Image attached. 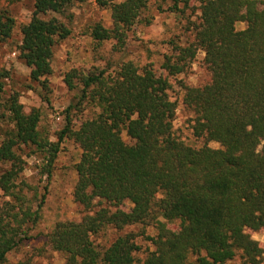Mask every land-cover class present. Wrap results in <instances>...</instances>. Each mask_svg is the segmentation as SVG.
Returning <instances> with one entry per match:
<instances>
[{
  "label": "trees",
  "instance_id": "16d2710c",
  "mask_svg": "<svg viewBox=\"0 0 264 264\" xmlns=\"http://www.w3.org/2000/svg\"><path fill=\"white\" fill-rule=\"evenodd\" d=\"M82 1L33 0L32 16L20 27L19 55L41 87L47 88L55 45L71 32L56 15ZM151 1L94 0L109 10L112 23L90 26L95 47L108 40L112 55L122 53L127 32L150 21ZM181 1L186 7L178 9ZM199 2L197 21L187 26L193 40L172 41L159 72L127 60L113 71L107 61V67L67 73L65 84L79 92L74 107L93 106L96 113L75 127L67 108L56 141L41 136L37 109L26 112L17 94L8 97L13 128L0 140V166H6L0 190L11 200L0 210V264L37 222L42 203L33 208L23 193L17 150L35 145L44 153L41 173L49 176L63 139L80 149L71 194L83 209L78 220L57 222L46 236L63 264H229L237 256L240 264H263V247L249 233L264 231V0ZM172 4L185 11L188 0ZM14 25L8 11H0V41ZM199 51L209 80L182 84L191 133L200 140L193 146L174 129L177 103L169 95V77L184 73ZM7 76L0 69V98ZM136 224L156 227L149 237L153 249L143 258L134 231L107 245L92 238Z\"/></svg>",
  "mask_w": 264,
  "mask_h": 264
},
{
  "label": "rangeland",
  "instance_id": "374dc122",
  "mask_svg": "<svg viewBox=\"0 0 264 264\" xmlns=\"http://www.w3.org/2000/svg\"><path fill=\"white\" fill-rule=\"evenodd\" d=\"M199 4V0H188L185 11H176L172 8V0H152L146 12L150 21L143 19L134 25L127 32L124 51L112 55V41H104L99 47H95V42L88 34L90 26L95 23H101L104 27L111 26L109 10L99 8L94 0L75 3L63 14L56 15L70 27L71 32L54 47L52 71L46 77L45 88L30 79L29 68L18 50L20 27L32 16L33 0H0V11H8L15 22L11 36L0 41V69L8 72L0 98V115H3L0 116V140L6 130L13 128V124L6 117L8 111L5 108L6 101L12 94H17L26 112L32 108L39 111L38 130L41 136L49 141H56L58 131L65 123L67 108L75 127L96 113L93 106L83 104L79 108L74 107L78 101V89H69L63 80L72 69L88 71L93 67H107V61H110L108 71H113L118 61L130 60L139 68L148 65L155 72H159L164 55L170 53L172 41L184 44L193 40L194 33L187 30V26L188 21H197ZM185 7L184 2H179L178 9ZM47 16L49 15H45ZM244 26V23L236 25L238 29ZM203 55L199 51L184 73L169 77V95L177 103L174 129L184 142L193 146H198L200 140L195 139L191 133V113L182 103V84L199 86L209 80ZM123 138L128 140L124 135ZM209 145L218 147L215 142H210ZM17 152L23 159L24 168L18 179V182L22 181L23 193L31 201L33 208H36L38 202L42 203L37 222L28 229L21 242L7 253L3 264H63V255L48 246L46 236L57 222L78 220L83 214L82 207L73 201L71 194L76 179L74 164L80 149L71 139H63L49 176L41 173L44 153L37 150L35 145L22 146ZM5 168L4 165L0 166V173ZM8 200L11 197L0 190V210H3ZM125 231L136 233V242L141 247L138 255L141 258L145 255L144 251L153 249L149 237L156 234L155 225L143 227L136 224L123 231L107 228L92 238L96 244L107 245L117 234ZM249 234L263 247L261 260L264 264V231ZM229 264H240V258L237 256Z\"/></svg>",
  "mask_w": 264,
  "mask_h": 264
}]
</instances>
